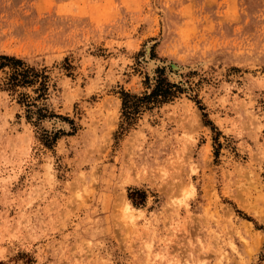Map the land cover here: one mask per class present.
Segmentation results:
<instances>
[{
  "label": "rangeland",
  "instance_id": "374dc122",
  "mask_svg": "<svg viewBox=\"0 0 264 264\" xmlns=\"http://www.w3.org/2000/svg\"><path fill=\"white\" fill-rule=\"evenodd\" d=\"M0 54L55 114L0 70V264H264V0H0Z\"/></svg>",
  "mask_w": 264,
  "mask_h": 264
},
{
  "label": "trees",
  "instance_id": "16d2710c",
  "mask_svg": "<svg viewBox=\"0 0 264 264\" xmlns=\"http://www.w3.org/2000/svg\"><path fill=\"white\" fill-rule=\"evenodd\" d=\"M4 67L9 68V72L2 82V87L5 90L16 91L18 87H34L35 98H31L25 93L21 94L22 100L20 103L26 107V118L29 121L36 124L44 118L55 116L44 104L39 105L36 103L38 99L46 98L49 88V79L45 70H37L34 67L28 66L22 59L15 56L0 54V70ZM145 84L147 85V90L142 94H135L124 90L120 91L121 115L126 125H133L144 111L171 102L182 92L180 86L167 79L163 69L156 70L153 82H149V78L146 77ZM203 116L205 117L206 115L203 114ZM32 117H35V120H31ZM208 124L212 125L211 122ZM212 127L214 126L212 125ZM46 133H44L43 137L48 144H51L58 138V132L52 135ZM134 193L140 195L142 201L144 200L142 192L135 190ZM130 198L133 199V194ZM138 203L142 204V202H134L135 205H138Z\"/></svg>",
  "mask_w": 264,
  "mask_h": 264
},
{
  "label": "bare ground",
  "instance_id": "6f19581e",
  "mask_svg": "<svg viewBox=\"0 0 264 264\" xmlns=\"http://www.w3.org/2000/svg\"><path fill=\"white\" fill-rule=\"evenodd\" d=\"M173 67L176 68L174 65H173ZM127 204H128L129 209H132V208H133V207L130 205L129 202H128ZM132 216H133V215H132ZM132 216H131V218H133Z\"/></svg>",
  "mask_w": 264,
  "mask_h": 264
}]
</instances>
